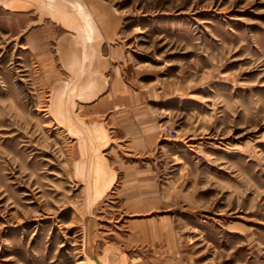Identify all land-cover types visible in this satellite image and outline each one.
Returning a JSON list of instances; mask_svg holds the SVG:
<instances>
[{
    "label": "rangeland",
    "instance_id": "374dc122",
    "mask_svg": "<svg viewBox=\"0 0 264 264\" xmlns=\"http://www.w3.org/2000/svg\"><path fill=\"white\" fill-rule=\"evenodd\" d=\"M11 1L0 264H264V0H103L121 88L75 109L104 129L95 145V125L78 136L49 112L55 42L34 40L55 22ZM98 155L113 182L95 194Z\"/></svg>",
    "mask_w": 264,
    "mask_h": 264
},
{
    "label": "crops",
    "instance_id": "0c3cea01",
    "mask_svg": "<svg viewBox=\"0 0 264 264\" xmlns=\"http://www.w3.org/2000/svg\"><path fill=\"white\" fill-rule=\"evenodd\" d=\"M104 6L103 0H13L8 7L16 11L36 9L40 13L46 12L55 22L43 41L34 40L41 45L55 42L54 54L51 51V56L42 59H52L56 63V67L53 62L50 65L56 78L52 83L49 112L56 123L78 136L84 133L81 127L88 129L85 125H95L91 130L95 134L93 145L104 140L106 133L100 123L95 124L83 116L82 120L75 109L80 111L81 106L95 105L104 96L117 94L121 88L119 76L111 73L113 57L105 52L106 45L115 41L121 16H108ZM112 49L116 51L117 48ZM91 166L94 193L99 194L111 185L113 176L99 155L94 156ZM135 247L132 251L136 253ZM138 259L140 257L128 255L129 263Z\"/></svg>",
    "mask_w": 264,
    "mask_h": 264
},
{
    "label": "bare ground",
    "instance_id": "6f19581e",
    "mask_svg": "<svg viewBox=\"0 0 264 264\" xmlns=\"http://www.w3.org/2000/svg\"><path fill=\"white\" fill-rule=\"evenodd\" d=\"M60 12V11H59ZM62 16L61 17H63V14H61Z\"/></svg>",
    "mask_w": 264,
    "mask_h": 264
}]
</instances>
